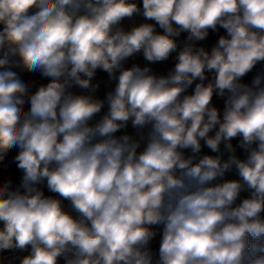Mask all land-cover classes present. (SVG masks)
Wrapping results in <instances>:
<instances>
[{
  "label": "clouds",
  "instance_id": "1",
  "mask_svg": "<svg viewBox=\"0 0 264 264\" xmlns=\"http://www.w3.org/2000/svg\"><path fill=\"white\" fill-rule=\"evenodd\" d=\"M0 264H264V0H0Z\"/></svg>",
  "mask_w": 264,
  "mask_h": 264
}]
</instances>
